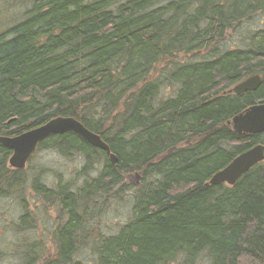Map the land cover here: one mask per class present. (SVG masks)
Here are the masks:
<instances>
[{
  "label": "trees",
  "instance_id": "1",
  "mask_svg": "<svg viewBox=\"0 0 264 264\" xmlns=\"http://www.w3.org/2000/svg\"><path fill=\"white\" fill-rule=\"evenodd\" d=\"M261 12L264 0H37L0 34V136L73 117L117 157L113 165L74 133L40 145L102 166L81 190L59 186L66 221L45 264H84L76 260L80 206L135 173L151 178L149 189L136 197L132 220L100 242L93 264H196L203 254L210 264H264V162L233 187L207 184L237 155L264 146V133L240 137L227 125L264 103V30L220 50L229 31ZM204 51L209 57L150 80L160 62ZM255 75L256 92L228 93ZM163 85L176 86L161 99ZM10 156L0 145L8 186ZM39 183L32 188L45 200L55 194Z\"/></svg>",
  "mask_w": 264,
  "mask_h": 264
},
{
  "label": "rangeland",
  "instance_id": "2",
  "mask_svg": "<svg viewBox=\"0 0 264 264\" xmlns=\"http://www.w3.org/2000/svg\"><path fill=\"white\" fill-rule=\"evenodd\" d=\"M36 2L0 0V34L26 18ZM259 30H264V12L229 31L220 44V50L243 47ZM207 52L176 55L164 60L155 67L150 80L161 78L178 63L209 57ZM175 86L163 85L159 97L171 96ZM8 160L7 169L15 176L10 186L0 184V264H45L56 257L55 233L66 221L58 198L59 186L66 187L70 192L81 190L85 184L98 178L102 166L94 162L86 166L83 156L75 152L66 154L52 147L39 148L23 170L11 168ZM148 177L145 179L141 173L124 175L121 184H111L106 190L97 189L89 200L82 203L83 220L81 234L77 235L80 240L76 260L93 264L100 242L116 235L132 220L136 197L140 190L147 191L151 184ZM34 180L55 194L45 200L33 190ZM179 263L180 260H177L174 264ZM196 264H210V261L203 254Z\"/></svg>",
  "mask_w": 264,
  "mask_h": 264
},
{
  "label": "water",
  "instance_id": "3",
  "mask_svg": "<svg viewBox=\"0 0 264 264\" xmlns=\"http://www.w3.org/2000/svg\"><path fill=\"white\" fill-rule=\"evenodd\" d=\"M260 76H252L228 91L237 96L253 93L261 86ZM240 137L261 135L264 133V103L250 106L227 123ZM66 133H74L95 149L105 152L113 165L117 157L101 136L87 129L73 117H58L46 124L24 132L18 136H0V145L11 152L8 163L15 170H23L36 153L39 146L49 138ZM264 162V146L257 144L242 154L237 155L226 167L216 172L207 183L212 186L226 185L233 187L256 165Z\"/></svg>",
  "mask_w": 264,
  "mask_h": 264
}]
</instances>
